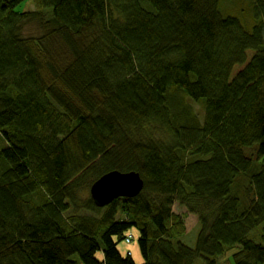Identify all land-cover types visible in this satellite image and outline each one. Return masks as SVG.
Masks as SVG:
<instances>
[{
  "label": "trees",
  "instance_id": "1",
  "mask_svg": "<svg viewBox=\"0 0 264 264\" xmlns=\"http://www.w3.org/2000/svg\"><path fill=\"white\" fill-rule=\"evenodd\" d=\"M219 1L0 0V264H264V0Z\"/></svg>",
  "mask_w": 264,
  "mask_h": 264
},
{
  "label": "rangeland",
  "instance_id": "2",
  "mask_svg": "<svg viewBox=\"0 0 264 264\" xmlns=\"http://www.w3.org/2000/svg\"><path fill=\"white\" fill-rule=\"evenodd\" d=\"M255 3L254 0H220L219 1V9L220 12L224 15V16H236L238 17L241 22L244 24V26L246 27L247 30H251L254 20H253V13L251 11V8L253 7V4ZM34 4L32 3V1H27L24 2L23 4H21L19 6V9H23V7L25 6L26 8H31L33 9ZM197 109H200V106L198 104H195ZM81 178H79L77 181H79ZM76 181V182H77ZM81 182V181H79ZM81 190H77V193L81 195L82 199H85L88 195L89 192L88 191H82ZM181 205L178 203H175L173 205V209L174 210H180L183 212H187L188 213V217L186 219V227L188 229V236L183 237V241L191 246H194L196 243V239H197V230L199 229L198 227V217L192 213H190L188 211V209L183 206L182 208L180 207ZM123 243V242H122ZM133 246H136L138 251H140L139 249V244H138V238H134V240L131 243ZM125 245L124 243L122 244V246ZM121 247V246H120ZM96 247H94L95 249ZM98 248V247H97ZM141 254V252H140ZM138 263H142L141 259L142 255H141V259L137 260L136 258H134ZM225 260L226 257H225ZM231 263V262H230ZM228 263H223V264H230ZM233 264V263H231Z\"/></svg>",
  "mask_w": 264,
  "mask_h": 264
},
{
  "label": "water",
  "instance_id": "3",
  "mask_svg": "<svg viewBox=\"0 0 264 264\" xmlns=\"http://www.w3.org/2000/svg\"><path fill=\"white\" fill-rule=\"evenodd\" d=\"M143 187L139 172L111 170L91 186L90 193L98 206H107L119 197L137 196Z\"/></svg>",
  "mask_w": 264,
  "mask_h": 264
},
{
  "label": "crops",
  "instance_id": "4",
  "mask_svg": "<svg viewBox=\"0 0 264 264\" xmlns=\"http://www.w3.org/2000/svg\"><path fill=\"white\" fill-rule=\"evenodd\" d=\"M120 251L123 255H125L126 252L130 253L132 257L136 258L137 260H140L141 258L137 247L133 246L131 243L121 246ZM84 259L87 264H96L98 260H103V256L100 251L95 250L92 253L87 254Z\"/></svg>",
  "mask_w": 264,
  "mask_h": 264
},
{
  "label": "built area",
  "instance_id": "5",
  "mask_svg": "<svg viewBox=\"0 0 264 264\" xmlns=\"http://www.w3.org/2000/svg\"><path fill=\"white\" fill-rule=\"evenodd\" d=\"M130 239H133V235H132V234H129V235H128V241H129Z\"/></svg>",
  "mask_w": 264,
  "mask_h": 264
},
{
  "label": "bare ground",
  "instance_id": "6",
  "mask_svg": "<svg viewBox=\"0 0 264 264\" xmlns=\"http://www.w3.org/2000/svg\"><path fill=\"white\" fill-rule=\"evenodd\" d=\"M105 174H106V173H105ZM102 176H103V175H102ZM102 176H100L97 180H99ZM97 180H95V182H96ZM95 182H94V183H95ZM94 183H93V184H94ZM93 184H92V185H93ZM92 185H91V186H92ZM90 188H91V187H90ZM192 214H194V213H192ZM194 215H196V214H194Z\"/></svg>",
  "mask_w": 264,
  "mask_h": 264
}]
</instances>
